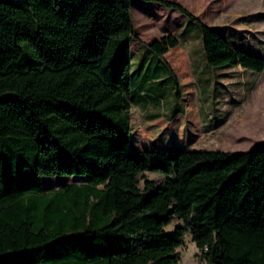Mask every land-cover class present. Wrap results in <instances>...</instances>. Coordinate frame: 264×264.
<instances>
[{"label":"trees","instance_id":"16d2710c","mask_svg":"<svg viewBox=\"0 0 264 264\" xmlns=\"http://www.w3.org/2000/svg\"><path fill=\"white\" fill-rule=\"evenodd\" d=\"M130 2L0 0V264H178L187 230L208 264H264V150L130 147ZM159 2L196 21L209 65L264 70ZM178 44L141 43L157 57ZM145 171L163 180L140 186ZM51 176L85 181L45 189Z\"/></svg>","mask_w":264,"mask_h":264},{"label":"rangeland","instance_id":"374dc122","mask_svg":"<svg viewBox=\"0 0 264 264\" xmlns=\"http://www.w3.org/2000/svg\"><path fill=\"white\" fill-rule=\"evenodd\" d=\"M159 1L179 4L199 21L217 30L228 43L264 59V0H131L134 37L130 43V147L141 150L159 148L160 141L166 138L168 132L167 123L163 119L151 121L149 115L173 113L180 109L179 94L187 110L186 117L193 115L198 100L194 101V85L190 77L189 65L192 61L193 74L201 88L199 95L211 101L202 105L201 114L209 115L204 126L215 124L211 121L212 114L221 106L213 104L212 100L218 96L223 97L222 112H227L228 118L231 116L232 121H228L233 126L228 132L225 128L224 137L218 140V129H215L216 132L205 136L192 148L223 150L220 144L226 140L224 143L229 151L264 150V70L257 73L239 65H209L204 57L202 33L196 21ZM165 35H173L180 44L162 57H157L141 45ZM142 91L157 102L145 111L139 102ZM225 98H233L235 102L225 104ZM227 123L220 122L218 125ZM141 176L153 180L155 185L163 180L162 174L145 171L139 176L140 186ZM84 181L77 176H51L43 177L42 184L45 189H56L67 183ZM181 224L175 218L164 227V231L170 234L176 225ZM176 252L179 255L178 264H207L201 259V252L192 242L189 230L183 234L182 245Z\"/></svg>","mask_w":264,"mask_h":264},{"label":"crops","instance_id":"0c3cea01","mask_svg":"<svg viewBox=\"0 0 264 264\" xmlns=\"http://www.w3.org/2000/svg\"><path fill=\"white\" fill-rule=\"evenodd\" d=\"M166 63L168 64V62H166ZM192 65L193 64L191 61L190 65H189V69L191 72L190 77L193 80V85H194V87H193L194 93H195L194 101L198 100L197 101L198 105L195 106V112L193 113V115L191 117L188 116L189 119L186 117L187 110H186V107L184 106V104L182 103V97L180 95V99L178 101V103L180 105V109L178 111H176L175 113H171V112L162 113L161 115H159V117H157L155 119H149L151 121L163 119L167 123L168 132H170L171 134L167 132L166 138L165 139L162 138V140L160 141V145H158L159 148L143 149V150H153L156 152H164V151H169V150H174V151H177V150H209V149H193L192 146H193V144H195V143L197 144L198 142H200L203 138H205V136H208L210 134H213V132H216L217 129H218V131L216 132V134H217V140H218V138L224 137V129L225 128H226V132H228L229 129L233 127V126L229 125L230 121H232V120H230L231 116L228 118L229 114H228V116H226L227 112H224V113L222 112L223 111V108H222L223 97H219V96L213 97V100H212L213 104L219 103V105L221 106V109L216 110V112L212 114L211 121L215 124H210V125L204 126V122L209 120L207 117L209 115H202L201 114L202 105L207 104L209 102L211 103V101L209 98L201 97L199 95V92H201V88H199V82H198L197 77L193 74V66ZM168 66L172 70V68L169 64H168ZM172 72H173V70H172ZM179 86H181V85L179 84ZM231 99L232 100L225 98V100H224L225 104H229V105L233 104V102H235V100L233 98H231ZM153 103H155V102L151 99L150 103L148 104L149 106H147V108H150ZM147 108L144 109V111L147 110ZM228 120H230V121H228ZM225 121L228 122L226 125H220V126L218 125L220 122H225ZM234 121H238V120L235 119ZM235 125H237V124H235ZM215 129H216V131H215ZM218 133L220 135H218ZM225 141L226 140H224L222 143L220 142L221 143L220 145L222 146L223 150L222 149H216L213 151L234 152V151L226 150V149H228L227 148L228 146H226V144L224 143ZM129 142H130V137H129ZM134 150L142 151L141 149H138V148H134ZM248 150H250V149H248ZM244 151H246V150H244Z\"/></svg>","mask_w":264,"mask_h":264},{"label":"built area","instance_id":"2783aa9c","mask_svg":"<svg viewBox=\"0 0 264 264\" xmlns=\"http://www.w3.org/2000/svg\"><path fill=\"white\" fill-rule=\"evenodd\" d=\"M208 264V263H207Z\"/></svg>","mask_w":264,"mask_h":264}]
</instances>
